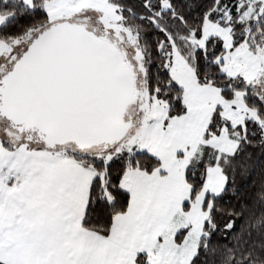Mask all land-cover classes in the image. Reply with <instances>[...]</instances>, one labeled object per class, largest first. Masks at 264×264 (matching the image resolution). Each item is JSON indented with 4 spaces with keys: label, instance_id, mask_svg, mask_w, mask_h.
I'll return each mask as SVG.
<instances>
[{
    "label": "snow or ice",
    "instance_id": "1",
    "mask_svg": "<svg viewBox=\"0 0 264 264\" xmlns=\"http://www.w3.org/2000/svg\"><path fill=\"white\" fill-rule=\"evenodd\" d=\"M0 264H264V0H0Z\"/></svg>",
    "mask_w": 264,
    "mask_h": 264
}]
</instances>
